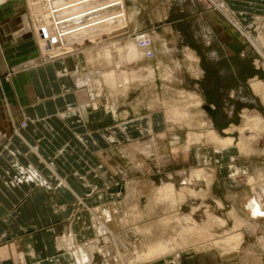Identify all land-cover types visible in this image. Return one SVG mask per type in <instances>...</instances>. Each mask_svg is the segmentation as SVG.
Wrapping results in <instances>:
<instances>
[{"label": "rangeland", "instance_id": "rangeland-1", "mask_svg": "<svg viewBox=\"0 0 264 264\" xmlns=\"http://www.w3.org/2000/svg\"><path fill=\"white\" fill-rule=\"evenodd\" d=\"M59 4L65 7L59 17L63 22L49 32L52 43L44 46L36 33L31 3L19 4L29 14L30 31L37 41L40 57L35 63L61 56L71 61L81 58L87 64L86 78L112 70L136 74L128 96H119L120 113L129 109L130 118L154 111L162 114L157 142L144 135L132 136L131 143L121 124L116 129L129 141L122 139L99 155L115 175V185L106 191L115 194L113 203L119 209L100 207L106 214L99 220L107 226L110 214L116 225L114 233L97 234L102 240L96 262L123 264L120 252L132 256L129 264H264V216L254 217L250 208L251 200L261 193L264 201V133L254 142L256 151L243 153L237 145L247 116L264 118V10L237 12L234 0H63ZM97 16L98 30L91 28ZM41 19L46 22L43 15ZM57 42L64 49L61 54ZM130 43L141 55L126 61ZM52 46L55 49L49 52ZM110 52L112 62L107 59ZM10 75L2 79L8 81ZM214 131L237 143L224 156L208 139L182 149L188 147L191 133L202 136ZM245 132L249 141L256 135L251 129ZM173 135L181 138L177 154ZM202 167L209 183L192 181V171ZM52 170L61 178L54 166ZM250 175L256 177L257 186L248 181ZM170 182L177 201H156L159 188ZM239 232L242 242L226 243ZM186 238L189 243L183 244ZM162 242H176L179 247L162 258L140 259L142 251Z\"/></svg>", "mask_w": 264, "mask_h": 264}, {"label": "crops", "instance_id": "crops-1", "mask_svg": "<svg viewBox=\"0 0 264 264\" xmlns=\"http://www.w3.org/2000/svg\"><path fill=\"white\" fill-rule=\"evenodd\" d=\"M28 1L37 16L38 38L43 46L52 43L48 31L62 24L65 7L58 8L61 0ZM19 4L21 0H11L0 7V264H98L102 238L92 210L113 209L115 194L106 189L116 179L99 155L123 139L116 129L121 124L131 143L144 135L157 142L162 114L130 118L129 109L120 113L119 96L110 95L100 76L86 78L81 58L61 56L36 64L37 41L29 14ZM233 6L237 12L264 10V0H234ZM95 19L91 28L98 30L99 16ZM9 73L10 80L2 79ZM116 131L117 140L111 141ZM171 142L174 152L179 151L181 138L173 135ZM218 152L224 156L226 149Z\"/></svg>", "mask_w": 264, "mask_h": 264}, {"label": "bare ground", "instance_id": "bare-ground-1", "mask_svg": "<svg viewBox=\"0 0 264 264\" xmlns=\"http://www.w3.org/2000/svg\"><path fill=\"white\" fill-rule=\"evenodd\" d=\"M60 0H58V2H59ZM44 2H45V0H44ZM57 2V1H56ZM61 2H63V0H61ZM47 3V2H46ZM51 4H52V2H50ZM49 3V4H50ZM65 3V2H64ZM43 4H45V3H43ZM56 4V3H55ZM60 5V4H59ZM62 6V5H61ZM46 6H44V8H45ZM34 8V7H33ZM32 8V9H33ZM48 8H50V7H48ZM52 8H53V6H52ZM52 8H50V9H52ZM57 8V7H56ZM59 8V7H58ZM57 8V9H58ZM57 9H56V11H57ZM35 12H37V11H35ZM38 13V12H37ZM42 13V12H41ZM47 13V12H46ZM41 15V14H40ZM44 15V14H43ZM37 21V20H36ZM29 22V21H28ZM36 23V22H35ZM40 23V22H39ZM55 23V22H54ZM27 24V23H26ZM29 25V24H28ZM27 25V26H28ZM37 27V26H36ZM45 29V28H44ZM44 29L43 28H39L38 30H40V32H43L44 31ZM54 29V28H53ZM56 31V30H55ZM50 31H48V33H49ZM39 33V32H38ZM47 33V34H48ZM56 33V32H55ZM44 34V33H43ZM42 34V35H43ZM46 34V33H45ZM54 34V33H53ZM50 35H52V34H50ZM54 35H56V34H54ZM39 37H42V36H39ZM55 37V36H54ZM57 45H55V48H57V49H60L59 50V54H61L63 51H64V49H61V47L59 46V43L57 42L56 43ZM55 48H53V46H52V48H50V49H47L49 52H52V50H54ZM127 51V50H126ZM48 53V52H47ZM46 53V54H47ZM104 54V53H103ZM107 54V53H106ZM140 55H141V53L138 51V49H137V47H136V45L134 44V43H130V46H129V49H128V54H127V57L125 58V60L127 61V59H129V60H132V59H135V58H140ZM110 58H111V52L110 53H108V55H107V59L110 61V62H112L111 60H110ZM126 65V64H125ZM174 71V70H173ZM94 75V74H93ZM100 75H101V73H100ZM94 77H96V76H94ZM100 77H102L101 79H103V81H104V84H105V86L110 90V95H112V96H116V98L118 97V96H120V94H125V96H128V94H129V91H130V84H131V78H135L136 77V74H128V73H126V71H125V73H123V74H120V73H117V71H106V73L105 74H103V75H101ZM132 80H134V79H132ZM97 82V81H96ZM103 84V85H104ZM95 85V84H94ZM254 88L256 89V90H260L261 89V86H260V84H258V83H255L254 84ZM127 99V98H126ZM178 112V111H177ZM179 113V112H178ZM176 113H174L173 114V116L174 117H176ZM247 119H248V123L247 124H245V127H243V128H241V139H240V141L238 142V144L235 142V139L233 138V137H227V138H225V137H221V136H219L218 135V133L217 132H207V133H202V136L201 135H194V136H192V133L190 134V136H189V143H188V147H183V148H185V149H187V150H190L191 149V146L192 145H195V144H198V143H200V141L202 140V139H208V140H210V141H213L215 144H216V146L218 147V149H216L217 151H219L220 149H228L229 147H231L232 145H234V144H237L238 145V147L240 148V150L244 153V151L246 150V149H248V151H250V150H255L256 151V149H254V142H255V140H257V138L260 136V135H262L263 133H264V118L263 117H256V118H254L253 117V119H252V117H249V116H247ZM153 120V119H152ZM159 123V122H158ZM145 124H146V126H145V128L146 129H148V128H151V125H150V122H148V120H145ZM152 124V123H151ZM234 129V127L231 129V131ZM247 129H251V130H254L255 131V133H256V135H255V137L254 138H250L251 140L249 141L248 139L246 140V130ZM234 131V130H233ZM119 134V133H118ZM110 138H112V139H115L114 137H113V135L110 137ZM111 140V139H110ZM246 141H248V142H246ZM201 143H202V141H201ZM250 149V150H249ZM179 151H176V154L178 153ZM218 153H220V152H218ZM251 153V152H250ZM253 154H254V152H253ZM199 155H201V154H199ZM251 155H252V153H251ZM223 156V155H222ZM202 157V156H201ZM207 157V156H206ZM53 166V165H52ZM192 181H194V180H201V179H204L207 183H209L210 182V179L208 178V176H207V174H206V171H205V169H204V167H202V168H198V169H194L193 171H192ZM264 176V175H263ZM259 179H260V177H259ZM263 179V178H262ZM251 184H252V186H257V185H255L256 184V177L255 176H253V175H250L249 176V180H248ZM262 183V182H261ZM263 184H264V182H263ZM259 185V184H258ZM256 188V187H255ZM177 190H176V188H175V185L173 184V183H168V184H164L163 186H161L160 188H159V190L157 191V193H156V196H155V200L157 201V200H160V201H165V202H171L172 204H174L175 203V201H177V199H178V194H177V192H176ZM264 192V191H263ZM263 193H261V196H259V197H256V198H253L252 200H251V202H250V208H251V212H252V215L254 216V217H259V216H264V201H262V198H263V195H262ZM181 198V197H180ZM119 206V205H118ZM114 207L116 208L117 206L116 205H114ZM101 209V208H100ZM117 209H119L118 207H117ZM103 210L104 209H101V210H95V211H93V213H92V218H93V222H94V228H95V230H96V232H97V234H99V235H108V234H110L111 232L112 233H114L115 231H114V227H115V225H116V221H115V219H112L111 218V215L109 214V219H110V221H109V224H107V226L105 225L106 224V222H104V223H102L101 222V220H99L101 217L100 216H102L103 214H106V213H103ZM135 219V218H134ZM107 221V222H108ZM224 222V221H223ZM225 223V222H224ZM244 223H246V222H244ZM117 224H118V222H117ZM221 224H222V222H221ZM243 224V223H242ZM245 225H247V226H249L247 223L245 224ZM254 226V225H253ZM250 228V227H249ZM256 228V227H255ZM234 234V233H233ZM232 235V234H231ZM243 235V234H242ZM242 235L240 234V232H239V234H235V235H232L229 239H228V242L226 241L227 239L225 238V239H223V241H226V243H232V241H234L235 243L236 242H238V241H241L242 240ZM229 236V235H228ZM102 237V236H101ZM99 238V237H98ZM187 239V238H186ZM189 239V238H188ZM188 239H187V242L186 241H183V242H185V243H183V244H187V243H189L188 242ZM69 242H70V240H69ZM71 242H73L74 243V241H71ZM70 242V243H71ZM216 242H217V240H216ZM221 242H222V240H221ZM242 242V241H241ZM73 243H71V245L73 244ZM215 243V242H214ZM213 243V244H214ZM224 243V242H223ZM225 243V244H226ZM239 243V242H238ZM237 243V244H238ZM211 244V243H210ZM236 244V245H237ZM228 246L230 245V244H227ZM227 245H225V246H227ZM153 246V245H152ZM151 246V248H149V249H145L144 251H142V254L141 255H139L140 256V259L141 258H143V259H153V258H159V257H164V256H166V254H168L169 252H174V250L175 249H177L178 247H179V243H176V242H173V243H171V242H162V243H159L157 246H153L152 247ZM231 247L232 246H234V245H230ZM229 246V247H230ZM238 246V245H237ZM92 247V246H91ZM223 247V246H222ZM228 247V248H229ZM230 247V248H231ZM235 247V246H234ZM239 247V246H238ZM95 248V247H94ZM229 248V249H230ZM237 249V248H236ZM232 250V249H231ZM231 250H229V251H231ZM233 250H235V249H233ZM117 253V252H116ZM119 253V254H118ZM117 254H118V257L120 258V260H121V263H123V264H129V261H131L132 260V256H123V254L122 253H120V252H118ZM125 255H127V254H125ZM130 255V254H129ZM139 258V257H138ZM119 260V261H120ZM78 261V260H77ZM177 262H178V260H176ZM132 262V261H131Z\"/></svg>", "mask_w": 264, "mask_h": 264}, {"label": "built area", "instance_id": "built-area-1", "mask_svg": "<svg viewBox=\"0 0 264 264\" xmlns=\"http://www.w3.org/2000/svg\"><path fill=\"white\" fill-rule=\"evenodd\" d=\"M9 1L11 0H0V6L7 4ZM23 126H26V123H23Z\"/></svg>", "mask_w": 264, "mask_h": 264}]
</instances>
